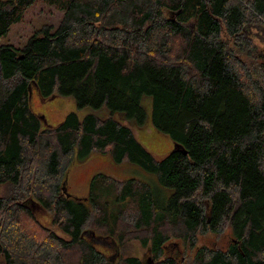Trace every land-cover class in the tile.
I'll return each mask as SVG.
<instances>
[{
  "label": "trees",
  "instance_id": "obj_1",
  "mask_svg": "<svg viewBox=\"0 0 264 264\" xmlns=\"http://www.w3.org/2000/svg\"><path fill=\"white\" fill-rule=\"evenodd\" d=\"M35 1L0 0V38ZM60 1L54 31L0 44V264H144L130 240L152 264H264V46L253 38L264 0ZM32 85L91 111L42 127ZM132 120L175 147L157 159ZM94 152L153 174L164 201L144 181L106 174L86 202L70 199L68 168ZM87 230L118 242L114 260ZM225 231L224 248L165 253L172 237L195 246Z\"/></svg>",
  "mask_w": 264,
  "mask_h": 264
},
{
  "label": "rangeland",
  "instance_id": "obj_2",
  "mask_svg": "<svg viewBox=\"0 0 264 264\" xmlns=\"http://www.w3.org/2000/svg\"><path fill=\"white\" fill-rule=\"evenodd\" d=\"M60 0L48 2L47 0H36L23 12L22 20L11 25L8 33L0 38V44L9 43L15 47H21L28 38L37 30L45 25H50L53 31L57 28L61 20L63 10L60 7ZM253 38L258 40L261 48L264 46V34L259 36L260 31L254 30ZM261 39V41H260ZM29 100L31 109L40 117L42 127H53L58 125L69 112H76L80 117L91 111L90 107L78 109L75 102L70 96L52 95L51 97L42 98L36 88L32 85L29 88ZM144 107L149 112L150 99H144ZM99 115L107 113L106 108H101ZM149 119V116H147ZM129 123V122H128ZM131 123V122H130ZM129 123V124H130ZM131 125L134 128V134L137 140L149 150L157 159L164 157L174 147L175 143L166 135L154 130L150 124L149 127L138 128L137 123L132 120ZM96 174H106L110 177L119 180H128L134 178L136 180L148 183L156 192L157 197L162 202L164 201L165 191L159 186L156 177L141 168L130 163H115L108 154L94 152L89 158L83 162H73L67 170V175L64 181V188L70 199L74 201L86 202L91 194L94 176ZM170 192L167 191V195ZM33 211L37 219L45 225H50L51 216L38 206H33ZM86 239L91 241L97 249L111 260L116 258L118 250V242L109 237L99 236L95 231L87 230ZM231 236L228 231L222 235L207 233L206 235H198L195 246H186L182 240L176 237L170 238L165 246V253L173 257L185 256L191 257L199 246H209L224 248L228 244ZM130 254L139 256L144 260V264H152L151 256L148 249L143 247L139 241L130 240Z\"/></svg>",
  "mask_w": 264,
  "mask_h": 264
}]
</instances>
